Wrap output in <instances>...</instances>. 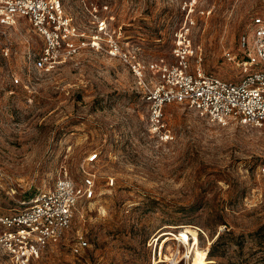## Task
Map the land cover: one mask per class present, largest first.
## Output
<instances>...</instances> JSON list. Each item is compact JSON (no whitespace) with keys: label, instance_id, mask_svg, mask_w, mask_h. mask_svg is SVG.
I'll return each instance as SVG.
<instances>
[{"label":"rangeland","instance_id":"1","mask_svg":"<svg viewBox=\"0 0 264 264\" xmlns=\"http://www.w3.org/2000/svg\"><path fill=\"white\" fill-rule=\"evenodd\" d=\"M62 2L87 35L105 20L112 38L145 62H174L186 37L196 52L192 70L200 64L235 82L248 69L228 54L241 58L252 17L264 16V0ZM102 43L44 72L33 65L44 40L29 20L0 25V214L24 208L59 178L82 184L85 170L96 182L66 240L34 264H152L163 240L160 264H169L173 235L194 231L204 264H264V128L220 125L172 103L165 107L170 137L153 133L136 76ZM95 152L98 160L86 165ZM161 231L173 234L157 241ZM78 234L90 244L82 255L71 251ZM218 239L224 255L208 256ZM192 259L197 264L195 249ZM0 264H12L2 250Z\"/></svg>","mask_w":264,"mask_h":264},{"label":"built area","instance_id":"2","mask_svg":"<svg viewBox=\"0 0 264 264\" xmlns=\"http://www.w3.org/2000/svg\"><path fill=\"white\" fill-rule=\"evenodd\" d=\"M18 18L29 20L44 40L41 52L33 61L35 69L40 71H52L84 48L104 49L102 41L106 40L107 51L127 62L136 76L149 105L148 122L153 133L170 137L165 107L172 103L193 107L201 116L220 125L238 122L264 128V16H253L250 34L242 36V59L228 54L229 60L248 69L239 82L206 73L200 64L192 70L191 59L196 52L186 37L175 45L174 62L164 58L145 62L112 38L105 20L97 22L95 34L87 35L84 28L71 21L62 0H0V25L10 26ZM14 81L19 83V78ZM98 157V152L90 154L86 165L95 163ZM260 173L264 175V164ZM108 183L113 185L114 180ZM96 194L95 175L91 172L84 170L82 184L68 177L59 178L53 187L33 196L24 208L0 214V250L12 264L36 263L47 248L66 240L80 200L92 199ZM173 237L174 251L167 257L169 264H192L198 242L195 243L192 234L188 242ZM157 243L152 264L162 261V242L158 248ZM89 246L87 238L78 234L71 251L82 255Z\"/></svg>","mask_w":264,"mask_h":264},{"label":"bare ground","instance_id":"3","mask_svg":"<svg viewBox=\"0 0 264 264\" xmlns=\"http://www.w3.org/2000/svg\"><path fill=\"white\" fill-rule=\"evenodd\" d=\"M170 234H173V233H171V232H168V231H161V232H159L158 233V235H156V236H158V239L157 240H161L162 238H164V237H166V236H168V235H170ZM193 236H194V240H195V243L197 242V232H193ZM174 238V237H173ZM180 239H182L184 242H188V240H189V235L187 236V235H183V237H179ZM169 240V239H168ZM165 240H163V242H162V248H163V244L165 243L164 242ZM198 247V246H197ZM195 249V257L197 258V261H196V263L197 264H204V261H205V258H206V254H204V253H202V252H200V250L199 249H196V248H194ZM165 258V257H164ZM166 259L168 260V258L166 257ZM194 260V259H193ZM196 260V259H195ZM161 262H165V260H163L162 259V261ZM192 264H195L194 262H192Z\"/></svg>","mask_w":264,"mask_h":264},{"label":"trees","instance_id":"4","mask_svg":"<svg viewBox=\"0 0 264 264\" xmlns=\"http://www.w3.org/2000/svg\"><path fill=\"white\" fill-rule=\"evenodd\" d=\"M218 238H220V236ZM224 252H225V248L221 250L219 239H218L217 241H215L212 244V247H211L210 251L208 252V256H210V257H219V256L224 255Z\"/></svg>","mask_w":264,"mask_h":264}]
</instances>
